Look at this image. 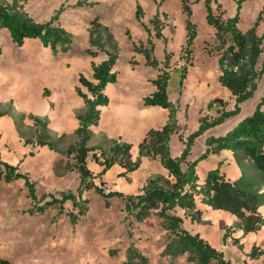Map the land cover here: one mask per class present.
<instances>
[{"label": "rangeland", "instance_id": "rangeland-1", "mask_svg": "<svg viewBox=\"0 0 264 264\" xmlns=\"http://www.w3.org/2000/svg\"><path fill=\"white\" fill-rule=\"evenodd\" d=\"M217 3L219 8L211 4L215 16L223 13V18H231L236 14V0H217ZM0 5L19 8L36 23L56 18L54 24L71 36L68 46L52 52L36 40H26L17 47L6 31L0 32V160L27 175L34 185L36 204L43 205L51 200L50 196L58 199L67 193L78 196L83 188L73 156L66 153L78 141L77 116L85 111L76 89L88 95L78 82L79 76L95 83L92 65L106 59L105 54L90 44L91 23L96 18L112 33L118 53L114 68L117 80L104 91L110 103L100 109L103 122L100 125L99 119L97 126L90 128L87 145L94 149L87 158L92 181L105 193L140 195L151 179L172 182L158 159L142 158L136 171L123 174L118 165L102 173L103 167L92 158L95 155L102 162L109 156L113 142L121 141L132 145L131 157L135 161L138 145L146 132L161 129L168 123V110L143 107V99L154 92L150 81L161 72L167 71L170 75L168 96L177 108L179 130L169 142L173 159L180 158L188 137L198 129L200 118L210 121L219 116L221 108H207L210 101L220 98L225 110L234 109V99L218 83V43L215 31L206 23L204 0H189L191 21L197 27L190 65L184 62L186 32L181 0H0ZM138 7L142 11L140 22L135 18ZM263 9L264 0L244 2L239 11L238 29L248 32L261 14L256 34L263 35ZM153 18H157L164 40L155 37ZM149 35L154 44L153 57L158 62L155 69L146 67L143 56L133 52L134 45H146ZM262 48L257 69L264 61V39ZM89 51L97 55L92 57ZM132 61L137 64L133 65ZM183 67H186V76L179 85V75L175 72ZM263 94L264 74L252 98L240 105L236 116L194 139L182 170L205 152L208 138L224 135L250 116ZM29 115L46 117L50 139L56 145L54 150L35 144V129ZM25 140L30 143L25 144ZM211 156L196 166L200 184L206 172L219 165L229 178L242 176L247 189L264 194L263 174L243 154ZM81 193L87 211L74 225L67 216L69 212L76 213L69 201L63 205L62 213L50 206L43 214H32L29 210L36 204L25 181L5 183L0 167V261L121 264L127 249L133 247L149 264H188L186 256L170 258L165 254L168 233L156 212L136 222L126 215L121 198H104L93 188L83 189ZM196 202L201 214L194 221L183 218L184 230L198 234L232 264H264V225L255 233L244 234L236 217L212 210L201 204L199 198ZM259 209L264 219V204ZM177 214L183 216L181 211ZM254 247L257 256L251 258Z\"/></svg>", "mask_w": 264, "mask_h": 264}, {"label": "trees", "instance_id": "trees-1", "mask_svg": "<svg viewBox=\"0 0 264 264\" xmlns=\"http://www.w3.org/2000/svg\"><path fill=\"white\" fill-rule=\"evenodd\" d=\"M246 1L236 0V14L231 18H223V13L215 16L212 11V3L216 4L217 8L220 7L217 0H204L206 23L215 31L214 35L218 43L216 48V52L219 54L217 60L218 83L234 99V109L232 111L225 110L224 103L220 98L210 101L207 108H221L219 116L210 121H207L205 117L200 118L199 127L188 137L180 158L173 159L169 152V142L179 130L177 108L168 96L170 75L167 71H163L150 81L154 92L143 99V107H158L168 110V123L161 129H151L145 134L138 145V157L135 161L131 157L132 145L121 141L113 142L109 149V156L102 162H99V158L95 155L92 156L93 161L103 167L102 173L112 166L118 165L124 170L123 174L136 171L142 158L158 159L168 172L169 177L172 178V182L164 181L161 178L151 179L140 195L124 196L118 192L105 193L103 189L93 183L92 173L87 167V158L94 150L87 146L90 141V128L97 126L101 114L100 109L110 103L104 91L108 84L115 83L117 80L114 68L118 60L117 45L112 33L108 27L100 23L99 19H94L91 23L93 29L90 44L96 47L97 52L105 54L106 59L98 65H92V79L95 83L88 81L82 75L79 76L78 82L87 90L88 95L82 93L79 88L76 89V94L83 100L85 111L77 116L79 126L75 133L78 141L66 153L73 156L75 168L80 176V185L83 188L80 189L79 195L74 196L72 193H67L63 194L60 199L50 196V201L43 205L36 204L34 185L29 181L27 175L18 173L16 167L0 160L5 183H11L18 179L25 181L29 195L36 204L29 212L43 214L45 209L51 206L56 207L58 212L62 213L63 205L69 201L73 209L76 210V213L69 212L67 214L71 224L74 225L78 218L85 215L87 211L86 201L81 199L82 190L93 188L104 198H121L124 202L126 215L133 217L136 222H142L150 212H156L161 219L162 228L168 233L165 254L170 258L186 256L188 264H232L225 259L222 252L213 248L198 234L193 235L184 230L182 221L183 218L194 221L196 215L201 214L196 202V199L199 198L201 204L209 206L212 210L224 211L236 217L244 234L255 233L264 225V219L258 211L259 207L264 204V194L247 189V184L242 176L230 181L218 165L206 172L203 183L200 184L196 173L198 163L221 151H230L234 157L239 153L243 154L264 177V94L250 116L238 122L224 135L208 138L205 152L193 163L187 164L185 170H182L181 165L185 163V158L194 139L205 131L219 126L230 117L236 116L240 112V105L252 98L257 89V83L264 74V61L261 68L257 69L258 61L263 53L264 33L261 36L256 34L261 14L258 15L254 26L248 32L242 33L238 29L239 11ZM181 4L182 13L185 16L186 32L183 48L184 62L190 65L194 41L197 37V27L191 21L192 10L189 0H181ZM261 13H264V9ZM141 17L142 11L138 7L135 18L140 22ZM55 19L36 23L23 10L14 6L0 5V32L6 31L10 41L17 47H21L26 40H36L42 47L48 48L52 52H56L59 47L68 46L71 43V36L62 27L54 24ZM151 25L154 28L155 37L164 40L157 18L151 20ZM146 31L149 33L148 30ZM146 45L142 43L139 46L134 45L133 52L143 56L146 67L155 69L158 62L153 57L154 44L150 35ZM106 47H109L110 50ZM97 52L89 51V55L95 57ZM167 58L165 56V65H167ZM132 64L136 65L137 62L132 61ZM175 73L179 75V85H181L186 76V67L176 70ZM28 118L35 129V144L54 150L56 145L50 139L46 117L29 115ZM28 143L30 142L25 140V144ZM41 200H44V197ZM178 211H181L183 216L178 215ZM256 250L255 247L252 249L251 258L257 256ZM0 264L9 263L2 260ZM121 264L149 263L135 248L129 247L125 260Z\"/></svg>", "mask_w": 264, "mask_h": 264}, {"label": "crops", "instance_id": "crops-1", "mask_svg": "<svg viewBox=\"0 0 264 264\" xmlns=\"http://www.w3.org/2000/svg\"><path fill=\"white\" fill-rule=\"evenodd\" d=\"M155 108H158V107H154V108H144V109H155ZM158 109H162V108H158ZM38 117H40V116H38ZM100 117H101V115H100ZM148 132V131H147ZM146 132V133H147ZM145 136V135H144ZM174 136V135H173ZM172 136V137H173ZM144 138V137H143ZM172 139V138H171ZM264 149V148H263ZM220 154L221 153H223L224 155H229V154H232L230 151H221V152H219ZM219 153L217 154V158L219 157L218 155H219ZM213 156V155H212ZM211 156V157H212ZM209 158V157H208ZM218 166V165H217ZM212 169V168H211ZM220 170H221V168H220ZM224 174H225V172L223 171V170H221ZM238 174V173H237ZM226 175V174H225ZM205 178V177H204ZM226 178L227 179H229L230 181H234V180H236V179H238L239 177H237V178H235V179H231V178H229L227 175H226ZM260 208V207H259ZM258 211H259V213H260V209H258ZM261 214V213H260ZM249 234H251V233H249Z\"/></svg>", "mask_w": 264, "mask_h": 264}, {"label": "bare ground", "instance_id": "bare-ground-1", "mask_svg": "<svg viewBox=\"0 0 264 264\" xmlns=\"http://www.w3.org/2000/svg\"><path fill=\"white\" fill-rule=\"evenodd\" d=\"M101 115H102V112H101ZM101 121H100V125L102 124L103 120H102V117H100Z\"/></svg>", "mask_w": 264, "mask_h": 264}]
</instances>
